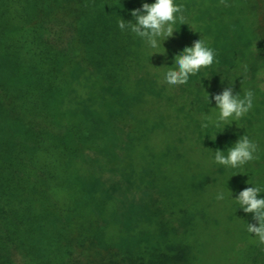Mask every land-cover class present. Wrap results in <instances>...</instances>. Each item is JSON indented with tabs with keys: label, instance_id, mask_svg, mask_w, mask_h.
<instances>
[{
	"label": "trees",
	"instance_id": "1",
	"mask_svg": "<svg viewBox=\"0 0 264 264\" xmlns=\"http://www.w3.org/2000/svg\"><path fill=\"white\" fill-rule=\"evenodd\" d=\"M145 2L155 0H0V264H75L66 258L69 229L93 244L106 222L103 214L117 215L116 197L105 191L101 177L119 176L139 191V183L120 174L128 172L129 154L143 157V150L149 151L157 168L150 169L156 176L165 172L161 178L167 185L172 184L168 173L175 174L184 187L180 201H200L199 188L212 182L192 177L194 149L186 140L190 128L184 112L193 96L180 92L183 100L169 101L166 93L177 85L167 84L162 75V84L152 77L153 49L118 26L121 18L135 23L131 11ZM188 2L175 0L177 5ZM217 7L226 14L227 28L204 76L218 93L232 79L235 94L254 93L250 111L228 121L230 129L236 124L254 130L252 119L264 116V89L253 79L264 71V0H219L208 10L219 12ZM183 15L186 24L177 20L169 40L187 41L179 31L184 25L199 28L189 11ZM210 101L207 113L218 112ZM162 103L170 109V126L139 117L145 106ZM159 133L166 137L163 147L139 146L147 134ZM254 135L247 137L257 144L258 158L225 175L234 179V190L264 185V141ZM214 163L209 161L210 169ZM130 205L138 218L167 225L165 212L152 210L151 200L138 211ZM95 213L104 220L98 228ZM141 227L129 225L123 240L133 236V243L141 245L148 226ZM185 257L182 247L178 258Z\"/></svg>",
	"mask_w": 264,
	"mask_h": 264
},
{
	"label": "rangeland",
	"instance_id": "2",
	"mask_svg": "<svg viewBox=\"0 0 264 264\" xmlns=\"http://www.w3.org/2000/svg\"><path fill=\"white\" fill-rule=\"evenodd\" d=\"M218 2L219 0H189L183 5L184 11H189L194 18L198 19L197 26L199 28L189 30L184 25L185 28H179V31L183 35L185 32L187 41L180 43L169 40L175 36L173 33V37L163 42L166 52L162 46L151 51L155 57V70H153L152 77L157 78L160 84H162L161 75L164 76L166 71L165 66H173L174 56L186 46H192L193 42L198 39L204 40L211 49L219 43L223 29L227 28L224 19L226 14H222L218 7L219 12L208 10ZM200 9L207 11L197 14ZM203 29L215 33L217 40H213L212 37L209 39L207 32ZM258 41L259 39H257ZM259 71L256 72L255 77L250 71L248 77H254V83L264 89V71ZM204 73L203 68H201L199 72L189 76L186 84L177 85L173 92L166 93L169 96V101H171L170 97L173 98V101L183 100V98L179 99L180 92L193 96V105L188 106L186 104L184 112L188 116L186 120L190 128L186 140L194 149L191 154L193 161L192 177L196 181L203 178L212 180L211 183L208 182L199 188L203 193L201 200L194 198L190 201H180L184 187L179 185L175 174L168 173L172 181L170 185L162 181L161 176L165 172L157 173L156 176L153 169L157 168L153 167L152 156L149 151L143 150V157L129 154L127 156L128 172L122 171L120 174H125V176L139 183V191H134L131 185L132 181L129 183L120 179L119 176L115 177L105 173L103 178L101 177V181L105 185V191L116 197L117 215L112 214L110 217L105 213L103 214L106 222L95 233L93 244L82 237L83 235H74L73 231L69 229L66 238L70 250L69 254L66 255L67 260L75 264H264V245H260L258 238L247 231V223H254L256 226L259 224L253 220V214L245 213L235 200L240 191L247 187H253L254 184L234 190V179L225 178L226 173L232 167H228L226 170L224 165L215 162L210 165L211 169L209 168V161H214L215 150L225 151L226 155L228 148L241 136L255 134L252 137L257 139L259 135L264 141V116L261 119H257L255 116L252 119L255 124L254 130L253 127L246 130L242 125L237 127L236 124H231L232 129H230L228 127L229 122L215 126L214 121L218 112L214 110L215 114L213 111L207 113L209 105L207 93L210 94L209 99L213 100L212 96L222 92L218 93L211 87L216 84L211 82L212 85L209 84ZM235 83L236 80L232 79L229 86L233 87V91H235ZM233 94L235 93L233 92ZM144 108L146 110L140 112V118L167 123L169 126L172 124L171 120L173 119L170 118V109L167 108V105L162 103L161 105H148ZM205 117H211L212 122L207 121ZM205 123L209 125L206 128L202 127ZM143 138L145 140L139 146H142L143 143H148L153 147L165 145L166 137L163 133L147 134ZM151 167L153 169H150ZM243 174L246 175L245 172ZM255 174L258 178L259 174ZM258 187L262 190L258 198H264V185H258ZM219 192L224 193L225 198L223 200L216 199ZM150 200L152 210L165 212L162 215V221L167 224L165 227L160 228L155 224L152 225L153 222L145 217L138 218L130 205L133 203L135 211H138L139 207L142 208L143 204ZM181 209H184L185 213H179ZM98 216L97 213L92 216V218L95 217L96 227L104 223L101 216ZM127 225L128 231H126ZM129 225L131 229L137 227L142 229L141 226H148L144 230L147 232L142 235L141 245L133 243V236L131 239L127 240L126 237V241L123 240V233L130 232ZM183 241L188 242L189 246ZM124 242L127 245H124ZM182 247L186 251V257L180 261L178 250ZM20 255L23 256L20 257ZM17 256L19 259L24 258L23 253H17Z\"/></svg>",
	"mask_w": 264,
	"mask_h": 264
},
{
	"label": "clouds",
	"instance_id": "3",
	"mask_svg": "<svg viewBox=\"0 0 264 264\" xmlns=\"http://www.w3.org/2000/svg\"><path fill=\"white\" fill-rule=\"evenodd\" d=\"M183 12L184 6L182 4L177 5L175 0H155L151 4L145 2L141 8L131 11L135 23L132 21H127L126 23L121 18L118 21V26L122 31L128 29L143 39L148 47L157 49L161 46L163 47L165 40L173 37L175 32L174 25L177 20L182 25L186 24ZM163 49L166 52L164 47ZM215 55L214 50L208 47L204 40L198 39L194 41L192 46H186L174 56L173 66H165V82L174 86L186 84L190 75L199 72L201 68L211 66ZM207 94V98L210 101V94ZM253 98L254 93L251 90L244 93L243 97L239 93L234 95L233 87H226L222 93L212 96L215 101V108L218 109V114L214 121L215 126H219L229 120L233 122L243 117L253 107ZM205 119L212 122L211 117H205ZM208 126V123L202 125L204 128ZM256 151L257 144L247 136H241L228 148L226 155L225 151L215 150L214 161L225 167L236 168L257 159L258 157L254 155ZM261 191L258 186L247 187L239 192L235 200L245 213L253 214V220L257 221L259 226L254 223H247V231L258 238L260 245H264V198H258ZM224 198L223 192L217 193V200H223Z\"/></svg>",
	"mask_w": 264,
	"mask_h": 264
}]
</instances>
